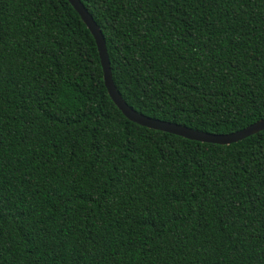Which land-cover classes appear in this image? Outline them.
Instances as JSON below:
<instances>
[{
	"label": "trees",
	"instance_id": "trees-1",
	"mask_svg": "<svg viewBox=\"0 0 264 264\" xmlns=\"http://www.w3.org/2000/svg\"><path fill=\"white\" fill-rule=\"evenodd\" d=\"M135 111L264 116V0H79ZM67 0H0V264H264V128L138 125Z\"/></svg>",
	"mask_w": 264,
	"mask_h": 264
},
{
	"label": "water",
	"instance_id": "water-1",
	"mask_svg": "<svg viewBox=\"0 0 264 264\" xmlns=\"http://www.w3.org/2000/svg\"><path fill=\"white\" fill-rule=\"evenodd\" d=\"M73 9L78 13L79 17L82 19L86 27L89 29L90 33L93 36L98 58L101 62V67L103 71V84L106 88L110 99L123 114V116L131 122H134L138 125L160 130L168 133L178 134L187 138L195 139L199 142H208V143H217V144H230L236 142L246 136H249L253 133L258 132V130L264 128V116L258 118L256 121L248 124L247 126L232 131L229 133H208L190 126L180 124L173 121H165L157 118H152L141 114L130 106H128L124 100L120 97L116 88L114 87L110 69V61L108 59L106 48L104 44V39L101 34V31L95 21L92 19L90 13L84 7L81 1L79 0H67Z\"/></svg>",
	"mask_w": 264,
	"mask_h": 264
}]
</instances>
